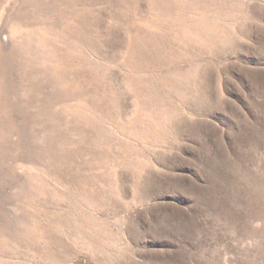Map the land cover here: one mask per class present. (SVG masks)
<instances>
[{
    "label": "rangeland",
    "instance_id": "374dc122",
    "mask_svg": "<svg viewBox=\"0 0 264 264\" xmlns=\"http://www.w3.org/2000/svg\"><path fill=\"white\" fill-rule=\"evenodd\" d=\"M0 264H264V0H0Z\"/></svg>",
    "mask_w": 264,
    "mask_h": 264
}]
</instances>
